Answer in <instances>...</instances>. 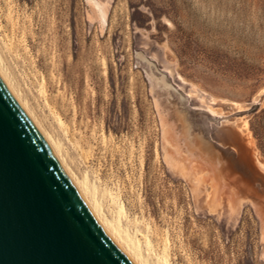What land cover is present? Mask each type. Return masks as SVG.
I'll list each match as a JSON object with an SVG mask.
<instances>
[{
    "label": "rangeland",
    "instance_id": "rangeland-1",
    "mask_svg": "<svg viewBox=\"0 0 264 264\" xmlns=\"http://www.w3.org/2000/svg\"><path fill=\"white\" fill-rule=\"evenodd\" d=\"M101 1L102 32L85 0H0L1 79L133 264H264V103L247 104L264 89V0ZM159 112L252 203L235 224L168 171Z\"/></svg>",
    "mask_w": 264,
    "mask_h": 264
},
{
    "label": "water",
    "instance_id": "water-1",
    "mask_svg": "<svg viewBox=\"0 0 264 264\" xmlns=\"http://www.w3.org/2000/svg\"><path fill=\"white\" fill-rule=\"evenodd\" d=\"M244 196L257 204L254 194ZM0 264H133L102 231L1 77Z\"/></svg>",
    "mask_w": 264,
    "mask_h": 264
},
{
    "label": "bare ground",
    "instance_id": "bare-ground-1",
    "mask_svg": "<svg viewBox=\"0 0 264 264\" xmlns=\"http://www.w3.org/2000/svg\"><path fill=\"white\" fill-rule=\"evenodd\" d=\"M85 3L87 6V22L90 25L94 23L97 24V27L102 32L107 22L108 3H103L101 0H85ZM138 56L140 58H143L141 55ZM167 68H169L168 70L171 73L172 71L170 70V65H168ZM0 76H2L1 73ZM150 79L152 80V83H155L158 86L167 87L163 78L156 80L151 77ZM195 94L197 99L203 100L201 98V93L195 91ZM260 103H264V89H262L251 101V105H257ZM232 106L235 111H241L248 108L247 105L239 103H234ZM200 108L208 115L212 117H218L221 119V121H225V119L221 115H219L209 107L207 101H205L204 104H201ZM159 115V121L161 125L163 160L168 171L175 177L180 178L189 187L196 210L203 211L207 215H212L217 219H221L224 217L228 222L235 224L238 221L242 211L247 206H252V203L246 198L234 197V188L230 186L228 187V185L223 180L219 172L218 161L212 159L211 157H205L195 147L194 142L190 139V135L186 130L187 126H185L186 128H181L179 131H177L174 126L168 123L166 115H162L161 112H159ZM177 120L180 122L183 121L182 116ZM48 144L57 160H59L57 155L58 151L56 152L54 150L50 141ZM255 160L258 170L264 174V163H262V161L257 158ZM203 194L205 197L201 201L200 196ZM86 199L85 203H87L88 205V200ZM88 207L90 208L91 213L96 217L94 218L98 221V224L100 223L103 225V221H100L101 219L99 216V211L94 206L93 201L88 205ZM116 240L118 239H115L114 241ZM261 240L264 242V230L261 233Z\"/></svg>",
    "mask_w": 264,
    "mask_h": 264
},
{
    "label": "trees",
    "instance_id": "trees-1",
    "mask_svg": "<svg viewBox=\"0 0 264 264\" xmlns=\"http://www.w3.org/2000/svg\"><path fill=\"white\" fill-rule=\"evenodd\" d=\"M253 132H254V136L258 142L259 150H260L262 156L264 157V135L258 134L254 129H253Z\"/></svg>",
    "mask_w": 264,
    "mask_h": 264
},
{
    "label": "crops",
    "instance_id": "crops-1",
    "mask_svg": "<svg viewBox=\"0 0 264 264\" xmlns=\"http://www.w3.org/2000/svg\"><path fill=\"white\" fill-rule=\"evenodd\" d=\"M262 161V160H261ZM263 162V161H262Z\"/></svg>",
    "mask_w": 264,
    "mask_h": 264
}]
</instances>
